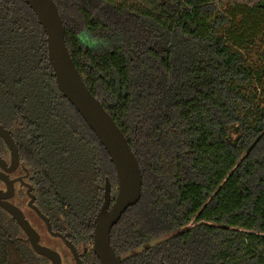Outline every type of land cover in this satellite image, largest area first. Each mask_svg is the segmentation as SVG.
Instances as JSON below:
<instances>
[{"label":"trees","instance_id":"1","mask_svg":"<svg viewBox=\"0 0 264 264\" xmlns=\"http://www.w3.org/2000/svg\"><path fill=\"white\" fill-rule=\"evenodd\" d=\"M53 1L75 68L138 160L141 197L110 233L122 263L264 264V0ZM0 125L52 230L99 264L92 223L112 165L22 0H0ZM0 264H49L1 208Z\"/></svg>","mask_w":264,"mask_h":264},{"label":"water","instance_id":"2","mask_svg":"<svg viewBox=\"0 0 264 264\" xmlns=\"http://www.w3.org/2000/svg\"><path fill=\"white\" fill-rule=\"evenodd\" d=\"M35 15L46 36L48 63L52 69L56 87L69 105L92 132L106 153L116 180V193L111 197L108 179L104 182L102 204L92 223L91 250L99 264H123L110 244L111 230L124 213L135 206L141 197V173L138 160L126 137L102 104L89 92L71 59L65 44V28L59 9L53 0H22ZM0 140L9 159L0 157V208L17 224L32 251L49 264H62L60 255L40 244L38 233L25 219L22 211L9 200L14 196L15 185L23 186L28 199L27 207L43 223L49 236L59 239L71 254L74 264H82L75 246L61 233L54 232L49 220L35 206V197L30 185L23 179L10 176L19 167L17 146L8 130L0 125Z\"/></svg>","mask_w":264,"mask_h":264},{"label":"rangeland","instance_id":"3","mask_svg":"<svg viewBox=\"0 0 264 264\" xmlns=\"http://www.w3.org/2000/svg\"><path fill=\"white\" fill-rule=\"evenodd\" d=\"M261 42V47L258 49V54H260V57L262 55L264 56V38L260 40ZM254 55V53L252 54ZM256 55L253 56L254 59ZM8 153V152H7ZM9 155L5 157V160L8 161ZM16 176L21 175V173L17 172L15 173ZM15 174L12 176L13 178L15 177ZM111 186V196H114L116 193V184L115 181H112V184L109 182ZM0 189H4L3 186H0ZM13 205L17 206L21 211L23 212L24 216L26 219L31 223V225L34 227L36 232L40 236V244L42 246H45L47 248H50L54 251H56L62 260V264H74V261L71 257V254L69 251L65 248L63 243L55 238H52L51 236L48 235V233L45 230V227L43 223L36 217V215L27 207V202L28 199L25 194V189L20 187L19 185H15V196L11 201ZM85 247L84 246H79L77 248L78 252L82 253L84 251Z\"/></svg>","mask_w":264,"mask_h":264},{"label":"flooded vegetation","instance_id":"4","mask_svg":"<svg viewBox=\"0 0 264 264\" xmlns=\"http://www.w3.org/2000/svg\"><path fill=\"white\" fill-rule=\"evenodd\" d=\"M18 168H19V167H18ZM16 171H17V170H16ZM16 171H15V172H16ZM15 172H14V173H15ZM14 173L10 176L11 179L21 178V179H23V182L26 183V182L24 181L23 176H22V177H14V178H13L12 176L14 175ZM26 184H27V183H26ZM16 185H19L20 187L24 188L23 186H21V185L18 184V183H17ZM2 186H3V185H2ZM3 188H4V186H3ZM24 189H25V188H24ZM0 190H2V189H0ZM25 191H26V189H25ZM14 192H15V190H14ZM33 195H34V193H33ZM14 196H15V193H14ZM14 196L9 200L10 202L12 201V199L14 198ZM111 197H112V196H111ZM11 203H12V202H11ZM12 204H13V203H12ZM34 204H35V201H34ZM14 206H15V205H14ZM16 207H17V206H16ZM17 208H18V207H17ZM20 210H21V209H20ZM22 213H23V212H22ZM23 215H24V214H23ZM24 217H25V216H24ZM25 219H26V217H25ZM26 220H27V219H26ZM27 221H28V220H27ZM28 222H29V221H28ZM29 224L31 225L30 222H29ZM31 227L34 229V227H33L32 225H31ZM34 230H35V229H34ZM35 231H36V230H35ZM36 233H37V232H36ZM38 235H39V234H38ZM39 237H40V236H39ZM58 240H59V239H58Z\"/></svg>","mask_w":264,"mask_h":264}]
</instances>
